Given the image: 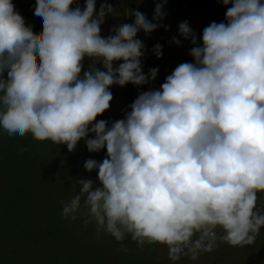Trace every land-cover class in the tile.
I'll use <instances>...</instances> for the list:
<instances>
[{
	"label": "clouds",
	"instance_id": "obj_1",
	"mask_svg": "<svg viewBox=\"0 0 264 264\" xmlns=\"http://www.w3.org/2000/svg\"><path fill=\"white\" fill-rule=\"evenodd\" d=\"M163 3L153 4L151 19L130 9L131 23L101 36L105 15H115L112 4L101 0L94 11V0L82 8L73 0H34L33 23L42 29L34 37L11 0H0V130L68 151L80 139L89 152L103 148L99 162L82 165L95 169L96 181L72 179L61 216L74 219L80 210L97 233L117 241L128 233L138 245H166L171 261L194 260L217 240L251 244L264 225V211L255 209L264 191V0H219L227 5L224 19L209 21L198 44L180 21V39L171 41L192 45L191 62L138 92L122 118L93 122L108 107L109 85L155 77V67L141 71L144 44L136 33L167 29ZM160 49L154 43L149 51L159 57Z\"/></svg>",
	"mask_w": 264,
	"mask_h": 264
},
{
	"label": "rangeland",
	"instance_id": "obj_2",
	"mask_svg": "<svg viewBox=\"0 0 264 264\" xmlns=\"http://www.w3.org/2000/svg\"><path fill=\"white\" fill-rule=\"evenodd\" d=\"M173 1L168 0L171 9L166 5V0L163 3L166 14L161 25H167V29L160 26L148 35L142 31L136 33L144 44V54L139 58L142 72L146 73L150 67H155L159 72H171L178 64L171 56L179 52L187 53L192 46L183 39L179 45L171 41L174 35L180 39L176 32L177 24L186 20L195 32L198 44L201 26L209 21H218L227 7L219 0H209L206 7L201 4L196 6V3L187 5L185 0ZM155 2L157 0H119L110 3L114 11H118V8L122 10L115 16L105 15L99 25L100 35L109 34L110 26L117 23H131L132 17L127 14L132 8L151 19ZM11 3L14 4L15 0H11ZM100 3L101 0H94V11ZM73 4H79L82 8L83 0H73ZM32 6L33 3L30 8L27 6L31 17L27 19L28 23H24L31 28L36 24L33 23ZM195 7H198L197 11ZM171 11L175 14H170ZM39 35L38 31L34 37ZM154 43L161 45L159 57L149 51ZM118 62H113V66ZM88 63L89 58L84 57L81 72ZM95 66L100 67L98 61ZM157 71L155 77L143 85H109L111 99L108 107L94 117L93 122L96 119L111 122L122 118L127 104L121 95L157 88ZM103 156V148L96 152L87 151L83 139L68 151L64 144H54L47 139L36 140L27 132L9 138L0 130V264H264V225L260 226L251 244L229 245L217 240L214 248L200 252L194 260L183 255L171 261L166 255V245L155 242L138 245L128 233L119 241L103 230L97 233L93 221L82 223L85 216L80 210L74 219L61 216V201L73 195L71 180L83 178L96 181L95 169L85 171L83 161L93 158L99 162ZM255 209L264 211V191L256 193ZM216 231L219 235V227Z\"/></svg>",
	"mask_w": 264,
	"mask_h": 264
},
{
	"label": "trees",
	"instance_id": "obj_3",
	"mask_svg": "<svg viewBox=\"0 0 264 264\" xmlns=\"http://www.w3.org/2000/svg\"><path fill=\"white\" fill-rule=\"evenodd\" d=\"M177 1V0H176ZM209 0H194V3L196 4H201V6H205L207 5ZM34 2V1H33ZM32 0H27L24 5L26 4L27 6H29L28 8H30V6L32 5ZM166 2H168V0H166ZM14 6V5H13ZM204 7V8H205ZM205 25L203 24L201 29L204 27ZM164 56V55H163ZM172 60H174L177 63L183 62V61H189L191 62L192 57L189 56L188 54H177V55H172L171 56ZM168 73L166 72H159L157 71V79H158V86L159 84L163 81L165 75H167ZM137 95V93L133 92V93H123L121 95V98L123 99V102H125V104H130L131 101L134 99V97Z\"/></svg>",
	"mask_w": 264,
	"mask_h": 264
},
{
	"label": "crops",
	"instance_id": "obj_4",
	"mask_svg": "<svg viewBox=\"0 0 264 264\" xmlns=\"http://www.w3.org/2000/svg\"><path fill=\"white\" fill-rule=\"evenodd\" d=\"M26 1L27 0H15V3L13 4L14 5L13 8H16L14 10L17 11L22 16L24 23H28L27 19H29L31 17L30 11H29V9H27V5L26 4L24 5V3ZM33 4H34V2H33ZM167 4L169 5V7L171 9V2H167ZM196 6H197V4H196ZM175 9L176 8L174 7L173 10H175ZM197 9H198V7H195L196 11H197ZM167 13H170V12H167ZM199 13L201 14V12H199ZM170 14L174 15L175 13H172V11H171ZM223 19H224V16L220 17V19L217 22H219ZM41 30H42L41 26L39 24H35L32 28L33 35L37 34L38 31L41 32ZM179 54H187V53H180L179 52ZM175 55H177V54H175Z\"/></svg>",
	"mask_w": 264,
	"mask_h": 264
},
{
	"label": "flooded vegetation",
	"instance_id": "obj_5",
	"mask_svg": "<svg viewBox=\"0 0 264 264\" xmlns=\"http://www.w3.org/2000/svg\"><path fill=\"white\" fill-rule=\"evenodd\" d=\"M114 1H119V0H108L106 2H108L109 4L114 2ZM185 2L187 3V5H191L194 3V0H185ZM119 10L118 11H115V15H118L119 11H121L122 9L121 8H118ZM121 9V10H120ZM114 15V16H115Z\"/></svg>",
	"mask_w": 264,
	"mask_h": 264
}]
</instances>
